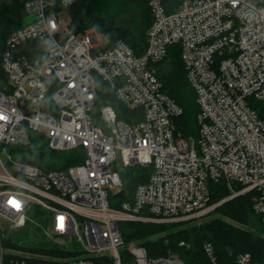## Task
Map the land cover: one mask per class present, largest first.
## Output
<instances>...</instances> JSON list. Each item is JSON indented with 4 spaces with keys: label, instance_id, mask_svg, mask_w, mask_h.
I'll return each instance as SVG.
<instances>
[{
    "label": "built area",
    "instance_id": "obj_1",
    "mask_svg": "<svg viewBox=\"0 0 264 264\" xmlns=\"http://www.w3.org/2000/svg\"><path fill=\"white\" fill-rule=\"evenodd\" d=\"M73 1L27 0L31 20L7 37L1 55L0 219L22 225L31 200L51 212L50 234L77 236L83 255L8 258L0 227V264H185L176 253L151 256L145 246L126 243L119 225L204 214L213 206L209 181L223 182L228 198L250 192L253 211L264 217V0H182L169 12L161 0H150L153 17L139 54L120 39L102 44L94 28L60 30L65 20L55 5ZM175 45L198 105L196 138L176 130L180 106L156 73ZM100 85L113 91L133 121L105 103L100 123L93 122ZM29 131L43 134L55 151L81 147L83 160L43 170L17 159L8 148L26 145ZM129 166L148 167V179L136 186L132 201L112 207L110 194L120 189L121 171ZM203 249L217 264L212 245ZM235 264L260 263L241 252Z\"/></svg>",
    "mask_w": 264,
    "mask_h": 264
},
{
    "label": "trees",
    "instance_id": "obj_2",
    "mask_svg": "<svg viewBox=\"0 0 264 264\" xmlns=\"http://www.w3.org/2000/svg\"><path fill=\"white\" fill-rule=\"evenodd\" d=\"M27 0H0V81L5 82L2 71L1 55L6 47L9 34L26 23L25 2ZM150 0H75L67 5L56 4L55 9L66 8L69 14L71 32H82L94 28L106 34L109 43L116 39L124 41L134 53H142L146 46L147 29L152 21ZM182 0H161L166 11L175 9ZM119 3L128 4L136 10L134 23L129 26L116 25L112 20V11ZM31 48L40 49L36 42L25 43ZM32 54H35L32 52ZM166 70L156 73L160 78L163 90L180 106V112L175 118L176 130L186 138L198 136L197 113L198 105L195 92L186 78L177 45L170 49L166 62L158 64ZM54 86L47 90V102ZM110 103L118 117L133 121L131 111H121V103L113 91L105 85L97 90L94 108ZM25 153L13 155L17 159L36 165L43 170L60 169L81 162L84 151L77 147L66 151H55L49 148L48 140L41 133L29 134V142L20 145ZM10 147V146H9ZM10 151V150H9ZM11 152V151H10ZM20 155V156H19ZM148 167L129 166L121 171L122 186L111 193L109 202L112 207H119L123 201H132L136 186L148 179ZM209 205L229 196L230 190L223 182H208ZM219 216L196 222L195 217L174 222H141L127 220L120 223L121 234L126 243L136 242L145 246L151 256L168 252L176 253L185 264H211L203 245L210 243L213 247L217 264H235L236 257L241 252H249L252 260L264 264V221L263 216L252 209L251 193L245 192L224 200L215 206ZM211 211V210H210ZM208 211V213L210 212ZM237 222L234 225L224 218ZM183 241V244L180 242ZM3 244L15 246L10 238H5ZM51 251L61 255L75 254L77 250L62 248L38 249Z\"/></svg>",
    "mask_w": 264,
    "mask_h": 264
},
{
    "label": "rangeland",
    "instance_id": "obj_3",
    "mask_svg": "<svg viewBox=\"0 0 264 264\" xmlns=\"http://www.w3.org/2000/svg\"><path fill=\"white\" fill-rule=\"evenodd\" d=\"M133 6L128 4H122L119 3L112 11V20L116 25L120 26H129L134 23V20L136 18V13ZM58 15L60 17H63L65 20V23L61 25L60 30H68V25L70 24L69 21V14L66 8L62 7L59 8ZM32 18V15H27L25 20L26 22H29ZM97 35L100 40V42L107 43V36L105 33L97 30ZM157 72L161 73L166 70V67L158 66ZM124 106L121 104L119 108L121 111H125ZM126 109V108H125ZM94 116H93V122L99 124V109L94 108ZM126 112V111H125ZM36 133L35 131H29V134L32 135ZM39 133V132H38ZM10 153L12 155H18L25 153L23 149H21L20 145H11L8 148ZM20 156V155H19ZM228 199L227 197H224L217 202L213 204V206L210 208V212H206L204 214L198 215L195 218L196 222H201L205 219H210L215 216H219L218 212L215 208V206L221 204L224 200ZM30 207L27 211V218L25 222L20 226H11L9 224H4L3 221L0 219V227H1V238H2V244L3 240L5 238H10L14 243L15 246H7L3 244L4 251L6 254V257H21L26 258L29 261H39V260H63L68 259L75 256H81L83 253L81 252L83 250V246L81 241L77 239V236L72 235L71 237L67 238H58L56 236H53L50 234L49 231V224L51 222V212L37 203L33 201H29ZM225 220L229 221L230 223L234 225H240L234 220H231L229 218H224ZM264 221V217H263ZM62 248L63 250H77L75 254H67V255H61L57 254L55 252L51 251H42L38 249H54V248ZM126 264V262H124Z\"/></svg>",
    "mask_w": 264,
    "mask_h": 264
},
{
    "label": "snow or ice",
    "instance_id": "obj_4",
    "mask_svg": "<svg viewBox=\"0 0 264 264\" xmlns=\"http://www.w3.org/2000/svg\"><path fill=\"white\" fill-rule=\"evenodd\" d=\"M11 204H13L14 207H17L19 208V203L18 202H15V201H10Z\"/></svg>",
    "mask_w": 264,
    "mask_h": 264
}]
</instances>
